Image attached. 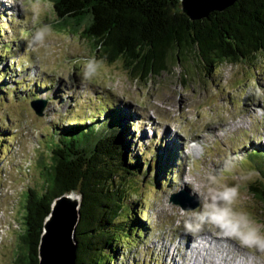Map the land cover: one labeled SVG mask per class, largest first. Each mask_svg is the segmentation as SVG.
Returning <instances> with one entry per match:
<instances>
[{"label": "rangeland", "instance_id": "rangeland-1", "mask_svg": "<svg viewBox=\"0 0 264 264\" xmlns=\"http://www.w3.org/2000/svg\"><path fill=\"white\" fill-rule=\"evenodd\" d=\"M54 19L50 0H0V264H18L24 194L42 187L49 129L100 127L114 111L132 157L153 163L168 150L176 159L165 184L154 180L157 167L130 177L141 189H129L127 203L143 230L111 264H264L255 242L264 241V214L248 189L258 173L247 157L264 153V52L209 74L196 58L171 60L159 76L137 79ZM33 98L45 101L42 116ZM174 194L199 206L183 210L169 202ZM200 234L210 242L195 251L188 237Z\"/></svg>", "mask_w": 264, "mask_h": 264}, {"label": "trees", "instance_id": "trees-1", "mask_svg": "<svg viewBox=\"0 0 264 264\" xmlns=\"http://www.w3.org/2000/svg\"><path fill=\"white\" fill-rule=\"evenodd\" d=\"M50 2L58 28L78 32L91 43L100 60L113 63L122 59L126 70L137 79L159 76L167 71L171 60L183 63L196 58L209 74L223 62L248 64L264 52V0H236L223 11L194 21L182 13L180 0ZM107 113L100 127L90 120L88 124L54 125L47 132L42 187L24 194L18 264L39 263L38 248L52 203L71 193L79 198L74 264H111L130 234H142L143 224L131 212L126 198L129 189L138 193L141 187L130 177L147 174L150 166L157 167L154 180L161 178L165 184L161 174H167L170 159L176 158L168 150L157 155L153 163L132 157L125 128L120 126L124 116L119 114L116 120L117 111ZM263 155L262 151H252L247 157L252 166L256 164L253 170L258 173L248 187L249 193L261 204L264 214Z\"/></svg>", "mask_w": 264, "mask_h": 264}, {"label": "water", "instance_id": "water-1", "mask_svg": "<svg viewBox=\"0 0 264 264\" xmlns=\"http://www.w3.org/2000/svg\"><path fill=\"white\" fill-rule=\"evenodd\" d=\"M236 0H180V7L191 21L205 18L210 12L223 11ZM45 101L35 100L30 107L37 116H42ZM169 202L183 210H194L199 206L171 195ZM193 203V202H192ZM79 198L71 193L53 201L46 218L38 248V264H74L76 254L75 227L78 223Z\"/></svg>", "mask_w": 264, "mask_h": 264}, {"label": "bare ground", "instance_id": "bare-ground-1", "mask_svg": "<svg viewBox=\"0 0 264 264\" xmlns=\"http://www.w3.org/2000/svg\"><path fill=\"white\" fill-rule=\"evenodd\" d=\"M209 235H207V236H205V235H203V234H200L199 236H195V237H188V239H192V240H190L191 242H195L194 244H195V246L193 247V249L195 250V251H197V249H201V245L202 244H209V240L210 239H208L209 237H208ZM212 238V240H218V236H216V235H210ZM185 238V237H184ZM197 239H199V241L201 240V242H203V243H198L197 244ZM184 240V239H183ZM211 240V241H212ZM189 241V242H190ZM214 242V241H213ZM216 243V242H215ZM217 244V243H216ZM184 245H187V243L186 244H184ZM198 246V247H197ZM195 247H197V248H195ZM186 248H188L187 246H186ZM189 249V248H188ZM177 251H178V248H177ZM193 251V250H192ZM167 255H169L168 253H167ZM176 257V256H175ZM175 257H174V255L173 254H171V256H169V260H170V262H172V260H174L175 259ZM174 258V259H173ZM174 263V262H173ZM175 264V263H174Z\"/></svg>", "mask_w": 264, "mask_h": 264}, {"label": "clouds", "instance_id": "clouds-1", "mask_svg": "<svg viewBox=\"0 0 264 264\" xmlns=\"http://www.w3.org/2000/svg\"><path fill=\"white\" fill-rule=\"evenodd\" d=\"M255 242L260 244L262 247H264V241H260V240L257 239Z\"/></svg>", "mask_w": 264, "mask_h": 264}]
</instances>
